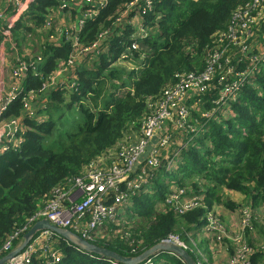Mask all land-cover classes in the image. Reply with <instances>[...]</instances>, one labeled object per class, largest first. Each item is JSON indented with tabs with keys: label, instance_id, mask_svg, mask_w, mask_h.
I'll return each mask as SVG.
<instances>
[{
	"label": "trees",
	"instance_id": "1",
	"mask_svg": "<svg viewBox=\"0 0 264 264\" xmlns=\"http://www.w3.org/2000/svg\"><path fill=\"white\" fill-rule=\"evenodd\" d=\"M60 1L31 0L23 19L11 30L17 45L35 29L41 31L37 51L41 61L28 65L21 92L5 111L7 117L20 118L24 128L14 134L21 136L18 145L0 151V257L22 242L23 234L42 219L52 202L59 199L63 206L69 205L60 194L74 189L78 178L88 183L86 170L91 163L103 159L110 164L117 160L120 144L124 149L136 144L142 123L155 113L165 90L188 74H202L214 60L209 86L198 102L196 97L188 102L185 131L170 130L176 141L184 144L173 167L167 168L162 153L161 165L155 167L149 181L129 193L130 205L125 207L117 228L109 222L99 234L84 227L68 229L123 257H136L174 234L191 249L188 252L196 261L195 248L199 247L192 239L187 243L186 238L189 233L197 238V232L204 234L209 211L221 205L227 212L241 214L250 206L255 212L261 210L263 218L251 220L255 236L250 235L252 229L245 228V241L251 250L250 261L263 259L264 16L255 17L257 11L264 14V0H257V6L254 0H151L145 14H139L140 2L131 13L120 17L121 22L116 19L132 0H109L93 18L84 21L77 34L72 32V37L88 45L108 29L110 35L104 39L103 49L69 68V30L61 27L59 44H53L48 36L54 32V23L45 32L41 29L48 20L47 13L59 10L56 6ZM65 10L75 16L73 8ZM238 11L240 16L233 20ZM248 17L251 22L242 27ZM136 21L147 32L144 38L133 36ZM231 26L234 29L229 31ZM132 43L137 47L128 49ZM244 44L252 48L244 51ZM30 57L32 61L35 56ZM227 65H233L235 72L225 79L227 83L244 79L233 94L221 98L224 82L219 77ZM245 70L249 71L247 78L240 75ZM51 77L53 84L45 91L46 100L33 115H23L22 95L39 89ZM63 112L66 124L58 122ZM179 189L190 199L198 197L196 205L178 212L167 204L168 195ZM231 194L240 201L231 199ZM114 199L110 191L103 203L111 204ZM50 237L34 247L31 264H123L81 251L55 233ZM200 241L206 242L203 238ZM53 252L60 258L56 263H51ZM160 254L173 259L158 263L155 257ZM151 257L152 264H184L167 252Z\"/></svg>",
	"mask_w": 264,
	"mask_h": 264
},
{
	"label": "built area",
	"instance_id": "2",
	"mask_svg": "<svg viewBox=\"0 0 264 264\" xmlns=\"http://www.w3.org/2000/svg\"><path fill=\"white\" fill-rule=\"evenodd\" d=\"M6 1L10 5L7 12L8 14H12V17L7 18V15L0 13V21L3 20V18H7V21L9 22L6 23L4 27L0 28V34L3 36L0 43H3L5 38L10 37L12 28H14L16 22L23 17L31 0ZM108 1L109 0H61L58 6L64 13L69 12V10L64 11V9L67 8L79 9L78 17L75 20L78 25V30L76 31L77 34L84 21L93 18L100 8L107 5ZM256 1L257 0H254V2ZM140 2H142V6L139 14L141 16L145 14L146 11L150 9L151 0H132L130 3L128 2L129 4L125 6L127 8L124 9L116 21L121 22L122 20L120 17L124 14L131 13L132 9L137 7V4ZM143 5L145 8H143ZM85 6H88V8ZM239 16L240 12L238 11L235 13L233 20ZM263 16L264 14L261 12V14L256 15L255 18H261ZM52 22L54 23L55 32L50 33L49 36L51 35V38L55 37V35L58 37L62 29L55 25V20L48 19L43 29L51 28ZM250 22L251 20L248 17V21L242 24V27H246ZM133 23L136 25V33L133 36L135 38H144L147 35V32L140 21ZM232 29H234V26H231L229 31ZM67 35L71 36L69 39L72 41L73 38L77 40V37H72V34L69 32ZM109 35L110 32L108 29L103 30L97 35L92 43L88 45L84 44L85 46L79 52L80 55L76 53L75 49L73 50L71 42V52L67 58L66 67L69 68L74 62L80 60L82 57L97 53L99 50L103 49V41ZM230 36L233 40L234 33H231ZM136 47V43H132L128 49H135ZM241 47L244 51L252 48L251 45L247 44H244ZM11 49L16 50L15 43H13ZM71 56L74 58L71 59ZM40 61L41 57L39 56L34 57L32 61L29 60V58L16 56L12 68L13 77L20 79L22 75L27 72L30 63H38ZM212 61L214 60L209 61L207 69L202 74L198 76L188 74L181 78L179 84L171 89L165 90L163 93V99L158 101L155 105V113L142 123V134L136 144L127 149H124L123 144H120L116 153L118 158L110 164L103 159L91 163L86 170V177L90 179L89 182L83 183L82 179L78 178L75 180V188L69 193L64 194V197H59L65 198L69 202V205L63 206L60 203V200L57 199V201L52 202L47 211L42 214V219H48L51 223L62 228L68 229L72 227L74 228V231L82 229L81 227L88 228L94 230L93 232L96 234H99L98 232H101V229L109 222L114 224L113 228H117L122 222V214L125 212V207L130 205L128 199L129 193L132 190L140 189L143 183L149 181L151 178L149 175L154 172L155 167L161 165L162 158H166L167 168L173 167L179 151L184 147V144L181 142L178 143L174 134L170 130L173 128L176 129V131H185L183 126L186 123L187 117H189V110L187 107L188 102L193 97H196L195 101L198 102L199 95L207 86H209V83L207 82L213 77L211 70ZM234 73V66L227 65L225 66L222 75L219 77V80L224 82L221 90V98L226 94H233L238 88V85L243 81L244 77H241L236 81L227 83L225 79ZM247 74H249L248 70L240 72V75H246V78ZM52 84L53 77L47 79L39 89L29 90L25 95H22L23 115L28 113L33 115V101H35V98H37L39 94H44ZM20 88L17 86L12 87L5 95L6 105L4 104L2 107L0 106V151L8 149L10 145L16 146L21 141L20 135L14 136L15 132L24 128L21 126L20 118L5 116V111L7 110L8 105L21 92ZM203 114L208 115L207 112ZM191 129L193 130L194 128L192 127ZM162 153L163 157L161 158ZM122 185L124 188H121ZM110 191L115 194V199L111 204L105 205L103 201ZM179 194L184 196H180ZM78 198H80L79 201ZM196 200H198V197H196V199H190L186 196L184 190L179 189L168 195L166 203L172 206L175 211L180 212L195 206ZM225 211V208L221 205L214 206L211 211H209L204 234L201 235L203 238H207L206 241L208 242L207 247L209 252L207 255L200 248H195L198 255L195 263L264 264V258L259 259L255 263L250 261L251 250L247 247L245 241V228L248 230L252 229L254 232L251 226V220L254 217L259 216L263 218L260 212L261 210L255 212L250 206H248V208L243 209L241 214L231 213L229 219L227 217L224 218L223 212ZM115 215H118L119 217L116 219ZM87 216H90L88 222L85 221ZM260 222L264 225V219H261ZM83 230L85 233L86 230ZM51 233L53 232L47 230L38 231L26 247L5 264H31L30 257L34 247H40L43 242L49 240L51 238ZM250 235L255 236V232ZM225 239H227L226 243H224ZM159 243L174 244L184 248L186 251H191V249L179 239L178 235L171 234ZM7 246L8 245H6L5 248H7ZM223 247H229L230 251L226 252V254H222L220 250L223 249ZM43 251L45 252V250ZM51 258V263H56L60 259L54 252L51 253ZM151 259L152 257L146 258L144 264H152Z\"/></svg>",
	"mask_w": 264,
	"mask_h": 264
},
{
	"label": "water",
	"instance_id": "3",
	"mask_svg": "<svg viewBox=\"0 0 264 264\" xmlns=\"http://www.w3.org/2000/svg\"><path fill=\"white\" fill-rule=\"evenodd\" d=\"M45 94H48L46 92ZM40 230H47L57 234L58 236L66 239L76 247H78L81 251L87 253H95L102 257H110L117 262H121L123 264H137L144 260L145 258L159 252H172L177 255L184 264H196L193 257L190 255L188 251L184 248L174 245V244H166V243H158L149 249L145 250L141 254L136 257H123L109 249L96 246L94 244L89 243L86 239L80 237L69 229L59 227L53 223H51L48 219H39L35 221L32 226L23 234L22 242L15 248L0 257V264L7 263L10 259H12L15 255L19 254L26 245L30 242V240L34 237L36 232Z\"/></svg>",
	"mask_w": 264,
	"mask_h": 264
},
{
	"label": "crops",
	"instance_id": "4",
	"mask_svg": "<svg viewBox=\"0 0 264 264\" xmlns=\"http://www.w3.org/2000/svg\"><path fill=\"white\" fill-rule=\"evenodd\" d=\"M10 5L7 3L6 0H0V13H3L4 15H7V18L12 17V14H8L7 9ZM75 16L72 14V12H67L64 13L62 10L56 11V16H55V25L59 27H64V29H68L69 33L72 34L75 30H78V25L75 22L76 18L78 17L79 9L78 8H73ZM7 18H3V20L0 21V28L4 27L6 23H9L7 21ZM23 19V18H22ZM21 19V20H22ZM69 21L71 23H69ZM19 22V21H17ZM16 22V23H17ZM16 25V24H15ZM12 37V33L10 35ZM8 37V38H10ZM6 39V38H5ZM4 39V40H5ZM1 40V39H0ZM14 41L12 42L11 47L13 46ZM16 49H17V42L15 43ZM11 47H8V42L5 41V43H0V106L6 105L5 101V95L6 93L14 86H17L18 88L22 87L24 84L25 78H26V73L22 75L20 79H16L12 75V68L14 66V60L16 56H21V57H28L31 56L32 58L34 54H26L24 55V51H19L15 52V49H11ZM37 55H35L36 57ZM44 100H46V95L45 94H39L37 98H35V101L32 103L33 110L35 111L37 106L42 103ZM229 193H233L229 191ZM231 213H238L236 211L232 212H223L224 218L227 217L228 219L230 218ZM238 221V219H237ZM236 227V226H234ZM198 233V239L203 238L199 232ZM203 240H207V238H203ZM206 243H208L206 241ZM197 247L201 248L198 244ZM202 249V248H201Z\"/></svg>",
	"mask_w": 264,
	"mask_h": 264
},
{
	"label": "rangeland",
	"instance_id": "5",
	"mask_svg": "<svg viewBox=\"0 0 264 264\" xmlns=\"http://www.w3.org/2000/svg\"><path fill=\"white\" fill-rule=\"evenodd\" d=\"M257 1H256V6H257ZM56 6V5H55ZM1 8V7H0ZM52 8H50L51 10ZM56 9H59V6H56ZM56 11L52 10V11H49L46 15V17L50 20H55V16H56ZM261 12L260 11H257L256 12V15H260ZM31 23V21L27 20V25H29ZM69 23H71L69 21ZM59 28V27H58ZM57 28V29H58ZM41 29L44 31L43 27H41ZM55 32V31H54ZM55 35V34H54ZM13 36V34H12ZM51 36V35H50ZM49 36L48 38V41L51 42V43H56V44H59V38L55 35V37L51 38ZM40 37H41V31L40 32H37V30L35 29V32H32V34L30 35H27L26 37L23 38V42L21 43H18V46H17V49L15 52H19V51H24V55L26 54H34L41 57V54L38 53V47H39V40H40ZM57 37V38H56ZM67 37H71L69 35H67ZM5 41L8 42V47H11L12 45V42L15 41L13 37H10V38H6L3 43H5ZM61 45V43H60ZM30 46V47H29ZM84 43L82 42H79L78 40L74 39L73 38V41H72V48L73 50L75 49L76 53L78 55H80V50L84 47ZM82 54V52H81ZM80 57V56H79ZM74 57L71 56V59H73ZM76 63V62H74ZM72 112H75V110L73 109ZM64 113V112H63ZM62 114V113H61ZM58 122H65L66 124V113H64V116L62 118H59L58 119ZM110 158H112L113 156L110 155L109 156ZM59 197H64V192L60 194ZM230 197V196H229ZM232 197V198H231ZM231 199H235L236 201H240L239 198L235 197L234 195L231 194ZM240 222V221H239ZM203 227H206V225H204ZM194 233V232H193ZM192 239V244L195 245V244H198L205 252L206 254L208 255V250H207V247H206V242L205 241H200L199 242V239L195 236V235H190V233L188 234V237L186 238V242L190 244V240ZM222 252V254H226V252H229L230 251V248L229 247H223V249L220 250ZM156 258V262H160L162 261L164 258H169V259H173L172 257H170L169 255L167 254H160L158 256L155 257Z\"/></svg>",
	"mask_w": 264,
	"mask_h": 264
},
{
	"label": "clouds",
	"instance_id": "6",
	"mask_svg": "<svg viewBox=\"0 0 264 264\" xmlns=\"http://www.w3.org/2000/svg\"><path fill=\"white\" fill-rule=\"evenodd\" d=\"M45 93H46V92H45ZM45 93H44V94H45ZM86 253H87V252H86ZM159 253H161V252H159ZM167 253H170L171 255H175V254L172 253V252H167ZM155 254H158V253H155ZM151 256H152V255H150L149 257H151ZM175 256H176L177 258H179L177 255H175ZM147 258H148V257H147ZM145 259H146V258H145ZM145 259H144V260H145ZM179 259H180V258H179ZM180 260H181V259H180ZM181 261H182V260H181Z\"/></svg>",
	"mask_w": 264,
	"mask_h": 264
}]
</instances>
